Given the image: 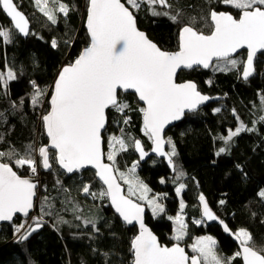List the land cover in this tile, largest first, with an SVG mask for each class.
Segmentation results:
<instances>
[{
	"label": "trees",
	"instance_id": "trees-1",
	"mask_svg": "<svg viewBox=\"0 0 264 264\" xmlns=\"http://www.w3.org/2000/svg\"><path fill=\"white\" fill-rule=\"evenodd\" d=\"M15 1L28 15L32 28L28 38H22L0 8V19L5 21L0 26L12 28L10 41L0 39V71L10 68L16 74V79L7 85L0 84V151L15 154L0 161L12 164L20 175L27 176L30 168L20 167L14 160L26 156L29 146L37 150L48 142L42 121L50 109L47 92L61 68L73 63L90 43L85 29L86 12L77 9L83 5L87 9L89 0H56L55 3L48 0L57 12L55 23L37 8L35 0ZM168 3L171 9L168 7L166 12L181 13L180 22H173L168 16L152 15L148 5L133 10L138 26L166 49L177 48L180 29L192 18H195L193 26L205 28L208 33L212 28L210 11L225 9L221 6L222 0H168ZM60 4L67 5V14L59 11ZM53 40L57 42L55 48ZM235 67L185 74L184 78L198 82L202 92L225 99L186 116L167 133V140L172 141L169 149L175 145L174 171L164 160L156 158L141 164L138 170L153 194L166 195V212L153 217L148 210L147 222L161 242L168 245L174 243V222L169 216H175L180 207L174 180L181 179L179 182L185 185L182 198L190 231L183 244L188 245L193 235L209 234L217 237L220 250L226 256L233 257L239 251L237 243L221 226L195 224L194 219L202 217L199 200L202 194L232 231L248 229L256 249L264 248V196L260 195L264 192V120L261 119L264 116V53L257 62L256 75L247 81L241 78L242 69L238 71ZM33 81L46 90L39 105L31 102ZM120 101L129 108L124 112L114 108L108 111L105 152L107 135L123 134L130 146L118 154L116 162L119 169L126 170L138 158L132 141L141 138L145 148H149L151 140L143 134L142 105L136 96L120 94ZM239 116L248 129L255 122L256 125L226 145L224 138L229 130L237 128ZM224 147L226 151L217 155ZM37 151L32 152L34 160ZM51 164L52 169L43 173L36 207L43 228L21 244L15 224L21 225L22 219L0 226V264H133L132 239L138 229L129 228L121 221L110 207L108 196L98 195L104 189L95 172L88 170L67 176L58 166L53 151ZM178 172L184 175L179 176ZM85 184L90 186L88 194L83 191ZM92 193L97 195L90 196ZM91 198L97 204L91 205ZM232 264H243L241 257L232 260Z\"/></svg>",
	"mask_w": 264,
	"mask_h": 264
},
{
	"label": "snow or ice",
	"instance_id": "snow-or-ice-1",
	"mask_svg": "<svg viewBox=\"0 0 264 264\" xmlns=\"http://www.w3.org/2000/svg\"><path fill=\"white\" fill-rule=\"evenodd\" d=\"M56 0H53L55 3ZM225 5H230L240 10L239 18L226 12H210L213 30L205 34L197 30L193 24H185L179 32V50L168 52L162 50L156 43L149 40L146 34L136 25L133 10L139 9L141 4L149 6L154 16H168L173 22H180L181 13L170 15L169 12H158L155 5L171 7L168 0H126L128 6L121 0H89L87 29L90 35V45L85 48L79 57L60 71L54 82L50 100V111L42 116L47 136L50 138L51 147L57 150L56 160L62 168L71 173L84 165H93L96 175L107 185V191L98 195L111 197V203L123 220L132 224L139 223L140 232L132 241L134 253L133 264H232L236 257L243 258L244 264H264V248L256 249L252 236L245 229L234 233L239 241L240 250L233 257L218 256L215 251L216 241L212 237H200L192 245L198 255L189 257L179 243L172 247L159 244L155 235L145 227L143 221L144 208L121 194V186L113 174L118 169L114 168L118 151L127 150L128 144L123 138L111 137L112 150L107 154L111 164L102 162L104 155L101 149V130L105 126V110L109 107L119 112L129 108L128 104L118 99V90L133 89L138 94L145 107L143 113V131L153 141V152L168 157V163H173L172 157L176 155L175 145L172 152L163 151L165 140L162 136L164 128L171 121L179 119L185 109L194 110L201 102L209 97L196 90L192 82L176 83L177 70L191 69L195 66L209 68L212 61L235 67L238 61L232 58L237 49L247 47L248 55L243 76L247 78L253 71V58L258 50H264V0H222ZM42 0H36L40 6ZM48 0H43L40 10L53 23L55 16L47 10ZM0 8L11 18L14 27L20 33L28 35V20L18 10L14 0H0ZM130 8L132 10H130ZM59 11L67 14L68 7L60 4ZM0 37L9 38V30L0 28ZM52 47H57L53 40ZM16 79V74L9 68L0 71V84L7 85ZM34 93L31 97L33 105L42 103L46 90L41 89L35 81L32 82ZM220 111V109H216ZM264 120V117H261ZM129 120L126 118L124 123ZM245 129L244 125L235 131L229 130L225 141H230ZM167 143L172 144L171 139ZM133 146L139 151L141 158L147 155L139 140L132 141ZM119 145V148H116ZM37 151L28 147L27 155L14 160L20 167L27 165L31 172H36V161L32 152ZM225 148H220L217 155L224 153ZM42 158V166L51 168L49 163L48 146L38 149ZM14 153L0 151V158L13 156ZM135 164L130 172L134 173ZM183 176V172H178ZM120 178L129 185L130 195L140 191V199H147L149 191L142 182L136 183L128 179L124 173ZM185 187L180 184L176 191L179 194ZM36 184L31 179L21 178L9 163L0 162V221H10L16 213L28 214L33 207ZM84 193L88 194L90 186L85 185ZM96 196V193H92ZM264 196V192L260 193ZM199 200L203 204L202 217L207 220H217L218 217L209 208L205 197L201 194ZM153 213L163 212V205L155 200H149ZM221 204L224 201L220 202ZM181 211L184 203L181 201ZM169 219H172L169 217ZM177 227L174 239L180 241L186 234L187 224L182 215L175 217ZM66 222V221H61ZM203 220L195 221L200 224ZM223 224V221H220ZM36 227L21 224L16 228L21 233V241L28 239L32 232L42 225V218L35 221ZM225 231H229L224 225ZM24 229L25 231L21 232Z\"/></svg>",
	"mask_w": 264,
	"mask_h": 264
},
{
	"label": "water",
	"instance_id": "water-1",
	"mask_svg": "<svg viewBox=\"0 0 264 264\" xmlns=\"http://www.w3.org/2000/svg\"><path fill=\"white\" fill-rule=\"evenodd\" d=\"M14 2L16 3L18 10L21 11V12L25 15L26 19L28 20V35H25V34H23V33H20L19 30L16 29V28L14 27V24H13L11 18H10L5 12H4V13H5V15L7 16V18L10 20V22L12 23L13 27H14L15 30L18 32V34H19L22 38L27 39L28 36H29V34H30V32H31V28H32L31 21H30L28 15H27V14H26V13H25V12L19 7V6H18V4H17V2H16L15 0H14ZM121 2H122V3H125V6H128L127 3H126V0H121ZM88 7H89V1H88ZM130 10H132V9L130 8ZM214 11H216V10H214ZM133 12H134V11H133ZM216 12H218V11H216ZM226 13H227V12H226ZM133 14H134V13H133ZM230 14H231V13H230ZM87 15H88V13H87ZM232 15H233V14H232ZM233 16H234V15H233ZM135 17H136V16H135ZM234 17H235V16H234ZM235 18H236V17H235ZM212 23H213V22H212ZM136 25H137V28H138L140 31H142V32H144V33L146 34V36H147V38H148L149 40H151V41H153L154 43H156L154 40H152V39L150 38V36L148 35V33H147L145 30H142V29L138 26L137 18H136ZM85 29L87 30V33H88V29H87V16H86V19H85ZM88 35H89V33H88ZM89 38H90V35H89ZM90 42H91V41H90ZM156 44H157V43H156ZM89 45H90V43H89ZM89 45H88V46H89ZM157 45H158V44H157ZM88 46H87V47H88ZM158 46H159V45H158ZM87 47H86V48H87ZM84 49H85V48H84ZM84 49H83V50H84ZM83 50H82V51H83ZM162 50H163V49H162ZM243 50H246V51H247V55H248V49H247V47L245 46V47H243V48L237 49V51H236L235 53L232 54V57L237 56V55H238L241 51H243ZM263 53H264V50H258V51L256 52V55H255L254 58H253V71H252V74H251L250 76H248L247 78H244V76H243V72L241 73V78H242L244 81H247V80L251 79L252 77H254V76L256 75V60H257V58L260 57V55L263 54ZM215 61H216V60H215V58H214L213 61H212V66H213V64H214ZM246 62H247V58H246V60H245L244 67L246 66ZM67 65H69V64H67ZM65 66H66V65H65ZM212 66H210L209 68H203L202 66H195V65H194L191 69H189V68H181V69H178V70H177V74H176V76H175V81H176V83L180 84V83L192 82V83H194V84L196 85V90L199 91L202 95L209 97V99H208V100H205V101H203V102H201L200 104H198L197 107H196V109H194V110L185 109V110L183 111V113L180 115L179 119L173 120V121H171L169 124H167V125L165 126L164 131H163V133H162V136H163V138H164V140H165V144H164V146H163V151L169 153V149H168V148H169V143H167L166 133H167V131H168L170 128L174 127L175 125H177L178 123H180L181 121H183L187 115H190V114L196 113V112L200 111L201 109L207 107L208 105H210V104H212V103L220 102V101H222V100L225 99L224 96L211 95V94H208V93L202 92V91L199 89L198 84H197L196 82H194V81H191V80H187V81H184V82H178V81H177L178 75L182 72V70L189 71V70H192V69H195V68H201V69H203V70L206 71V70L211 69ZM63 67H64V66H63ZM63 67H62V68H63ZM62 68H61V70H62ZM61 70H60V71H61ZM243 71H244V69H243ZM59 73H60V72H59ZM59 73H58V75H59ZM58 75H57V77H58ZM57 77H56V79H57ZM56 79H55V80H56ZM54 82H55V81H54ZM53 86H54V83H53ZM52 91H53V87H52ZM51 94H52V93H51ZM120 94H134V95L136 96L138 102H139L142 106H144V107L146 106V105L144 104V102H142V101L139 100V98H138V94H137V93L135 92V90H133V89H129V90H122V89H119V90H118V99H119V100H120ZM50 100H51V95H50V98H49V105H50ZM50 107H51V105H50ZM111 108H112V107H109L108 109L105 110L106 121H105V126H104V128L101 130V149H102V152H103V154H104V155L102 156V162L105 163V164H111V162L107 161V160H106V157H105V138H104V133H105V131L107 130V127H108V115H107V114H108V111H109ZM49 111H50V109H49ZM45 115H46V114H45ZM42 121H43V119H42ZM43 127H44V131H45V136H46V138L48 139L47 144H44L43 146H48L49 157H50V159H49V163L51 164V152L53 151V152H55L56 155H57V150H56L55 148L51 147V144H50V138L47 136L44 122H43ZM139 141H140V143H141V146H142L144 152L147 153L146 156H144L143 158H141L139 151H137V150L135 149V147H134V149H135V153H136V155H137V156L139 157V159H140V164H145V163L148 162L152 157H154V158H157V159H160V160H164V162L168 165V167L170 168V170H171V171H174V169H175V164H174L173 158H172L173 163L170 165V164L168 163V157H167V156H162V155H160V154H158V153H156V152H153V148H154L153 141H152V148H151L149 151H147V149L145 148L143 142H142L141 140H139ZM39 156H40V154H39ZM40 157H41V156H40ZM0 162H2V161H0ZM10 166H12V165H10ZM58 166L61 168V170H62L67 176H73L74 174H77V173H83V172H85V171H87V170H93V171L95 172V177H96V179H97V180H98V181H99V182L105 187V189L107 190V185L104 184L103 181H102V180L96 175L97 169H96L93 165H84L83 167H81V168H79V169H75V170H74L73 172H71V173L67 172L66 169L62 168L61 165H60L59 163H58ZM12 167H13V166H12ZM114 168H115V166H114ZM51 169H52V164H51V168H49V169H45V168H44V171H45L46 173H48ZM115 169H116V168H115ZM13 170L17 172V170H16L14 167H13ZM17 174H18L19 176H21L18 172H17ZM113 174L117 177V183H119L120 186H121V194L124 195V196H127L128 198H130V199L133 200L134 202L139 203V204L144 208V212H143V221H144L145 227H146L147 229H149L153 235L156 236V238H157L159 244H161L162 246L172 247L174 244L179 243V242H175V243H173V244H171V245H168V244H166V243H162V242H161L159 236L155 233V231L152 229L151 225L147 222L148 208L146 207V205L143 204V203L138 202L137 200H135V199H133V198H131V197H129V196L126 194L125 186H124V184L120 181V179L118 178L116 171H114ZM21 178L31 179V180L36 184L35 195H34V197H33V207H32L31 209H29L27 215H25L24 213H16V214L13 215V219H12V220H10V221H0V226H2V225H4V224H10V225H12L17 219H26V218H28V217L30 216L31 212H33V211L35 210V208H36V204H35V203H36V199H37V196H38V193H39V189H40V182L38 181V179H35V178H32V177L21 176ZM205 200H206V202H207L209 208L212 210V212L218 217L217 220H207V218H204V219L206 220L207 224H210V225H211V224H217V225L221 226V227L224 229V231H225L224 225H227V224H226V223H225V222H224V221H223V220H222V219H221V218H220V217L214 212V210L211 208V206H210V204L208 203V201H207L206 198H205ZM108 201H109V205H110V207L112 208L113 212H114V213H115V214L121 219V221H122L127 227H129V228L137 227V229H138V233H137V235H138L139 232H140L139 223L136 222V221H134L132 224H128V223H126V222L123 220V218L119 215V213L116 212L115 207H114V206L112 205V203H111V197H110V196H108ZM200 202H201V201H200ZM201 207H202V212H203V204H202V203H201ZM220 221H223V224H221ZM32 227H36V225H33ZM42 228H43V224H42L39 228H37L36 231L32 232L31 235L28 236V239L21 241V243H24V242L30 240V239H31L34 235H36V234H37ZM227 228L229 229V231H225V232H226V233H230V234L232 235V238H233L234 241L237 243L238 248H239V250H240V244H239V241L236 240L235 235H234V232L229 228L228 225H227ZM137 235H136V236H137ZM136 236H135V237H136ZM132 241H133V240H132ZM179 246L185 249V252H186V254H187L189 257L193 256V255H191V254L188 252V250H187V245H186V244L179 243ZM132 254H133V258H134L133 250H132ZM262 254H263V253H262ZM195 255H198V254H195ZM241 259H242V262H243V264H244V261H243L242 256H241ZM133 262H134V261H133ZM202 264H203V263H202Z\"/></svg>",
	"mask_w": 264,
	"mask_h": 264
},
{
	"label": "rangeland",
	"instance_id": "rangeland-1",
	"mask_svg": "<svg viewBox=\"0 0 264 264\" xmlns=\"http://www.w3.org/2000/svg\"><path fill=\"white\" fill-rule=\"evenodd\" d=\"M35 5L37 6V8L40 10V7L41 6H43V0H42V3H41V5L40 6H38L37 4H36V0H35ZM147 5L146 4H141V7H146ZM155 7V10L156 11H158V12H166L167 10H169L168 9V7H161V6H158V5H155L154 6ZM47 10L48 11H50L54 16H55V18L57 19V12L54 10V8H52V6L50 5V3H49V1H48V3H47ZM136 10H138V9H136ZM41 11V10H40ZM135 11V10H134ZM42 12V11H41ZM43 14H44V12H42ZM45 15V14H44ZM161 16V15H160ZM0 28H3V29H7L6 27H4V26H0ZM7 30H9V38L8 39H5V41H10V34H11V32H12V28H8ZM2 37H0V39H1ZM238 57V56H237ZM237 57H235L234 59H238ZM229 68H231V66H229V65H226V64H224V63H219L218 64V62L216 61L215 62V64H214V69L215 70H226V69H229ZM6 86H4V88H5ZM140 108H143V106H141ZM116 109L114 108V111H115ZM264 117V116H263ZM241 123L244 125V127H245V129H248V127H247V125L245 124V122L243 121V119L239 116L238 117V126H237V128H239L240 126H241ZM255 125H256V122L254 123V126H250L249 127V129H252V128H254L255 127ZM236 128V129H237ZM236 129H234V130H232V131H235ZM245 131V130H244ZM241 132H243V131H241ZM240 132V133H241ZM143 133L145 134V132L143 131ZM239 133V134H240ZM111 137H113V136H111V135H107V140H108V143H107V149H106V152H105V156H106V158H107V154L112 150V145L110 144V139H111ZM115 137H118V138H123L125 141H126V143L128 144V147H127V149L129 148V146H130V143H129V140L128 139H126L125 138V136L123 135V134H118V135H115ZM233 139V138H232ZM231 139V140H232ZM231 140L230 141H227V144L229 145L230 144V142H231ZM171 145V144H170ZM116 148H119V145H116ZM224 148H226V147H224ZM39 149V146L37 147V150ZM170 149H171V151H172V146L170 147ZM169 149V150H170ZM124 151H126V150H124ZM124 151H118V153H117V155H116V158H117V156H118V154H120V153H122V152H124ZM170 151V152H171ZM111 162V161H110ZM112 163V162H111ZM135 164V171H134V173H132V172H130V169H132L133 167H129L128 169H126V170H121V169H119L118 168V166H117V162H116V159H115V168L116 169H118V171H116L117 172V176H118V178L120 179V181L124 184V186H125V190H126V194L129 196V197H131V198H133V199H136V200H138V201H140V202H142L143 204H145L146 205V207L148 208V210L150 211V213L152 214V216L153 217H158L159 215H161V214H163V213H165L166 212V206H165V199H164V196H166L165 194H160V193H155V194H153L152 193V190L150 189V187L148 186V184L145 182V181H143L141 178H140V176H139V173H138V163H134ZM120 173H124V175L128 178V179H132V180H134L136 183H140V182H142L144 185H146L147 186V188L149 189V191L146 193V196H147V199H145V200H141L139 197H140V195H141V192L140 191H136V193H135V195H130V193H129V185L125 182V180H123V179H121L120 178ZM80 174V173H79ZM181 179H175L174 180V182L176 183L177 182V184H176V188H175V191H176V189H177V187L181 184L179 181H180ZM183 184V183H182ZM183 190H184V188L181 190V192L178 194L177 193V191H176V194L178 195V197H179V199H180V204H181V201H183V198H182V192H183ZM105 191V190H104ZM102 192V191H101ZM92 195V194H91ZM149 200H155V202L157 203V204H160V205H163V207H164V211L163 212H158V213H153V211H152V205H150L149 203H148V201ZM183 203H184V208H183V211H181V208L179 207V210H178V213H176V215L175 216H169V217H171L172 218V220H173V222H174V232H173V234H172V237H173V240H174V243L175 242H179V243H185L186 242V240L188 239V237L190 236V231H189V229L188 228H186V234L184 235V237H183V239H181L180 241H177V240H175L174 239V236H175V229H176V227H177V224H176V221H175V217L177 216V214H180V215H182L183 216V218H184V221H185V223L187 224V221H186V214H185V202L183 201ZM180 204H179V206H180ZM38 218V215H37V217L35 218V220ZM198 220H203V222L202 223H200V224H197V223H195L197 226H204V227H206L207 226V224H206V222L204 221V219H203V217H201V218H199V219H194V222L195 221H198ZM33 221V220H32ZM31 221V222H32ZM31 222H29V218H26V219H22V224H25L26 225V228L28 227V226H32V224H31ZM15 225H20V223H18V222H16V224ZM16 228H17V226H16ZM245 230H247L248 232H249V230L248 229H245ZM22 231H24V229H22L21 230V232ZM239 231V230H238ZM250 233V232H249ZM251 235V234H250ZM200 237H212L215 241H216V245H215V251H216V253L218 254V256H220V257H224V258H230V257H228V256H226L225 254H223L222 252H221V250H220V245H219V241H218V239H217V237H214V236H212V235H209V234H204V235H193L192 236V240H191V242L187 245V249H188V251L189 252H192V253H194V254H198L196 251H194L193 250V248H192V245H194V244H196L197 243V241H198V238H200ZM202 263L204 264V262L202 261Z\"/></svg>",
	"mask_w": 264,
	"mask_h": 264
},
{
	"label": "flooded vegetation",
	"instance_id": "flooded-vegetation-1",
	"mask_svg": "<svg viewBox=\"0 0 264 264\" xmlns=\"http://www.w3.org/2000/svg\"><path fill=\"white\" fill-rule=\"evenodd\" d=\"M158 6H161V5H158ZM221 6L223 7V8H225V9H222V10H216V9H212L211 11H213V10H216V11H218V12H227V13H231V14H233L237 19L239 18V16H240V10H238V9H235L234 7H232V6H230V5H225L223 2L221 3ZM161 7H163V6H161ZM229 9V10H228ZM210 11V12H211ZM209 22L212 24V28H211V30H210V32H208L207 33V31H206V29L205 28H202V27H198V26H194L197 30H199V31H202V32H204L205 34H210L211 33V31L213 30V23H212V21H211V19H209ZM184 26V25H183ZM182 26V27H183ZM181 27V28H182ZM152 39V38H151ZM153 40V39H152ZM156 42V41H155ZM157 43V42H156ZM158 44V43H157ZM159 45V47L161 48V49H163L164 51H168V52H175V51H178L179 50V43H178V46H177V48H175V49H166V48H163L160 44H158ZM262 55L263 54H261L260 55V57H258L257 58V60H256V68H257V62H258V60H260V58L262 57ZM238 56V57H237ZM237 56H235V57H237L238 59H237V61H238V63H237V65H236V67H235V70L236 69H238V71H239V69H242L241 71L243 72V69H244V64H245V60H246V58H247V51L246 50H243V51H241ZM235 57H232V58H235ZM216 62V61H215ZM215 62H214V64H215ZM214 64H213V66L211 67V69H209V70H206V71H212L213 69H214ZM194 70H203V69H201V68H195V69H192V70H189V71H186V70H182V72L178 75V78H177V81L178 82H184V81H187V80H191V81H194V82H196L194 79H187V78H184V76H185V74L186 73H188V72H192V71H194ZM203 71H205V70H203ZM241 72V73H242ZM197 84H198V82H196ZM198 86H199V84H198ZM144 107V106H143ZM191 115V114H190ZM188 116V115H187ZM176 126V125H175ZM174 126V127H175ZM173 128V127H172ZM172 128H170L168 131H167V133L169 132V131H171V129ZM167 133H166V135H167ZM144 134V133H143ZM151 140V139H150ZM142 142H143V140H142ZM144 143V142H143ZM149 148H146L147 149V151H149L151 148H152V140H151V143H150V145L148 146ZM169 149V148H168ZM169 153H171L170 152V150H169ZM152 158H154V157H152ZM173 158V157H172ZM157 159V158H156ZM160 160V159H159ZM115 166V165H114ZM140 166H141V164H140V159H139V164H138V170H139V168H140ZM88 171V170H87ZM93 171V170H92ZM117 173V172H116ZM98 181V180H97ZM99 182V181H98ZM100 183V182H99ZM41 184L42 183H40V188H41ZM101 184V183H100ZM102 185V184H101ZM103 186V185H102ZM103 189L105 190V191H107L106 189H105V187L103 186ZM90 196H93V195H90ZM203 219H204V217H203ZM204 221L206 222V220L204 219ZM206 224H207V222H206ZM208 225H210V224H207V226ZM25 231V230H24ZM23 232V231H22ZM234 232V231H233ZM234 233H236V232H234ZM228 235H230L231 236V238H232V235L230 234V233H227ZM18 235H21V233H19ZM234 240V239H233ZM162 243H164V242H162ZM167 244V243H166ZM173 244V243H172ZM188 250V249H187ZM189 252V251H188Z\"/></svg>",
	"mask_w": 264,
	"mask_h": 264
},
{
	"label": "bare ground",
	"instance_id": "bare-ground-1",
	"mask_svg": "<svg viewBox=\"0 0 264 264\" xmlns=\"http://www.w3.org/2000/svg\"><path fill=\"white\" fill-rule=\"evenodd\" d=\"M77 9H79L81 12H86L85 13V19H86V16H87V13H88V8L86 9V6L85 5H83L81 8L79 7H77ZM169 9H171V7H169ZM1 10H2V8H1ZM3 11V10H2ZM4 12V11H3ZM134 13V12H133ZM5 14V13H4ZM135 15V14H134ZM9 20V19H8ZM10 21V20H9ZM0 22L2 23H5V21H3L2 19H0ZM36 84H37V82H36ZM38 85V84H37ZM51 92H52V87H50L49 88V90H48V92H47V96H50L51 95ZM42 108H44V106L42 107ZM135 140H141L142 141V139L141 138H136ZM226 145H227V143H226ZM35 161H36V172L33 174L32 172H31V170L29 171L30 172V174L29 175H27V176H25V177H32V178H35V179H38V181L39 182H41L42 183V178H43V173L45 172L44 171V168H43V166H42V158L36 153V159H35ZM3 162V161H2ZM4 163H6V162H4ZM134 163H138L139 164V157L136 159V161L134 162ZM134 163L132 164V165H129V167H133V165H134ZM10 165H12V164H10ZM13 166V165H12ZM14 167V166H13ZM18 172V171H17ZM19 173V172H18ZM20 174V173H19ZM21 176H23V175H21ZM86 185V184H85ZM39 199H40V193H38V196H37V199H36V205L38 204V202H39ZM90 203H91V205H94V204H97V201L94 199V198H91L90 200ZM95 222H98L96 219L94 220ZM135 238V237H134ZM133 238V239H134ZM132 239V240H133ZM21 244H23V243H21ZM131 251H132V248H131Z\"/></svg>",
	"mask_w": 264,
	"mask_h": 264
},
{
	"label": "built area",
	"instance_id": "built-area-1",
	"mask_svg": "<svg viewBox=\"0 0 264 264\" xmlns=\"http://www.w3.org/2000/svg\"><path fill=\"white\" fill-rule=\"evenodd\" d=\"M37 154L39 155V152L37 151ZM41 183V182H40ZM40 190V189H39ZM37 217V211H36V208H35V210L33 211V212H31V214H30V216L28 217L29 218V222H31L32 220V222H31V224H33L34 223V221H35V218Z\"/></svg>",
	"mask_w": 264,
	"mask_h": 264
},
{
	"label": "clouds",
	"instance_id": "clouds-1",
	"mask_svg": "<svg viewBox=\"0 0 264 264\" xmlns=\"http://www.w3.org/2000/svg\"><path fill=\"white\" fill-rule=\"evenodd\" d=\"M36 207H37V205H36Z\"/></svg>",
	"mask_w": 264,
	"mask_h": 264
}]
</instances>
